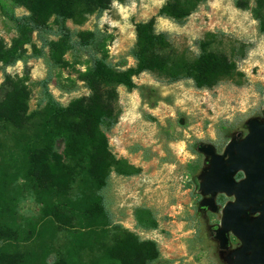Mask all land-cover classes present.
I'll use <instances>...</instances> for the list:
<instances>
[{
  "label": "rangeland",
  "instance_id": "1",
  "mask_svg": "<svg viewBox=\"0 0 264 264\" xmlns=\"http://www.w3.org/2000/svg\"><path fill=\"white\" fill-rule=\"evenodd\" d=\"M10 4L11 0H0ZM164 0L112 1L98 13L90 14L81 24L65 22L71 31L92 30L104 38L103 56L114 68L133 65L130 49L134 41V24L155 14ZM203 0L178 23L161 16L153 17L155 31L168 35L170 52L192 59L197 41L212 33L207 49L221 52L234 62V70L214 85L196 88L188 79L168 82L154 72L131 76L134 87L115 85L116 121L104 128L113 163L101 194L112 222L120 224L140 239L156 244L159 260L167 264H228L225 251L217 248L210 231L217 227L219 210L199 208L202 197L195 190L198 175L206 158L194 150L196 142L209 143L220 152L231 135L246 132L248 118L261 119L264 108V36L256 29L249 6L253 0ZM15 15L25 13L14 7ZM14 29L0 10V39L7 46ZM30 41L38 49L32 34ZM21 46L27 56L1 67L4 75L23 84L28 92L27 106L33 109L40 97L38 80L50 75L46 84L60 104L85 95L88 89L80 78L86 55L61 51L57 66H48L46 48L34 56L28 43ZM26 71V72H25ZM68 80L73 82L68 86ZM5 87V85H3ZM1 98V89H0ZM1 136V129H0ZM201 162V164H200ZM131 167L129 174L117 173V165ZM17 197L12 208L19 224L35 221L38 204L28 183L15 180ZM217 206L228 196L217 193ZM218 208V209H219ZM137 211L149 214L152 228L141 225ZM46 260L64 253L72 238V226L55 225ZM230 245L235 238L229 235Z\"/></svg>",
  "mask_w": 264,
  "mask_h": 264
},
{
  "label": "trees",
  "instance_id": "2",
  "mask_svg": "<svg viewBox=\"0 0 264 264\" xmlns=\"http://www.w3.org/2000/svg\"><path fill=\"white\" fill-rule=\"evenodd\" d=\"M112 1L120 0L0 1V10L15 33L7 46L0 39L1 67L24 60L23 43L30 44L34 56L45 47L48 66L58 65L61 51L82 52L86 59L80 78L88 89L62 105L47 89V75L37 81V105L28 109L25 86L4 75L0 85V264H167L159 260L153 240L140 239L112 222L105 209L100 191L114 159L103 129L116 121L114 86L133 88L131 76L154 72L168 82L188 79L194 87L205 88L235 66L223 53L206 48L212 33L197 41L190 60L171 53L168 35L154 30L153 17L180 23L203 0H164L153 16L134 24L133 65L114 68L103 56L102 36L92 30L73 32L65 24L68 20L81 24ZM235 5L246 7L240 0ZM14 7H23L25 13L15 15ZM249 11L264 36V0H253ZM32 34L38 49L30 41ZM68 81L71 87L73 82ZM115 170L120 174L135 171L120 164ZM18 178L28 183L39 206L36 220L24 225L15 221L12 212ZM136 217L144 227L155 225L149 214L137 211ZM67 224L72 226L71 241L62 255L48 262L55 225Z\"/></svg>",
  "mask_w": 264,
  "mask_h": 264
},
{
  "label": "water",
  "instance_id": "3",
  "mask_svg": "<svg viewBox=\"0 0 264 264\" xmlns=\"http://www.w3.org/2000/svg\"><path fill=\"white\" fill-rule=\"evenodd\" d=\"M246 132H234L220 152L209 143L196 142L194 150L206 158L195 185L199 208L219 210L217 227L210 231L217 248L228 247V235L239 245L225 253L228 264H264V108L261 119L248 118ZM237 172L241 177L235 179ZM217 193L232 196L220 208ZM246 209L257 214L247 216Z\"/></svg>",
  "mask_w": 264,
  "mask_h": 264
},
{
  "label": "flooded vegetation",
  "instance_id": "4",
  "mask_svg": "<svg viewBox=\"0 0 264 264\" xmlns=\"http://www.w3.org/2000/svg\"><path fill=\"white\" fill-rule=\"evenodd\" d=\"M239 177H241V173L240 172H237L236 173V175H235V179H237V178H239ZM229 200H232V196H228V200L227 201H229ZM219 208V207H218ZM246 214H247V216L249 217V218H252L253 216H255L257 213L256 212H250L249 211V209H246ZM230 235V234H229ZM229 235H228V237H229ZM233 236V235H232ZM234 237V236H233ZM235 238V237H234ZM239 245V241L237 240V238H235V245H230V240H229V238H228V247H227V249L225 250V252L227 253V252H229L231 249H233V248H235V247H237Z\"/></svg>",
  "mask_w": 264,
  "mask_h": 264
}]
</instances>
